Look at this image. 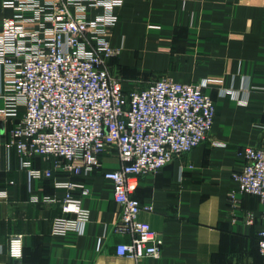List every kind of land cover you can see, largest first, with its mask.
<instances>
[{"label":"crops","instance_id":"crops-1","mask_svg":"<svg viewBox=\"0 0 264 264\" xmlns=\"http://www.w3.org/2000/svg\"><path fill=\"white\" fill-rule=\"evenodd\" d=\"M116 13L110 41L118 53L109 69L124 91L160 78L210 79L204 90L215 102L205 141L142 175L134 192L150 206L138 218L162 236L160 256L135 261L115 252L130 236L114 230L120 206L102 176L119 166L114 150L100 156L101 168L78 176L53 170L52 158L33 156V168L53 171L28 184L6 146L12 122L23 113L19 106L16 117L0 116V264H264L256 239L264 204L239 192L232 179L243 164L239 149L264 146V0H124ZM11 14L0 0V18ZM65 180L88 189L81 197L88 219L80 233L60 235L51 232L60 203L41 197L53 196V182ZM15 233L22 234L20 258L6 253Z\"/></svg>","mask_w":264,"mask_h":264},{"label":"built area","instance_id":"built-area-1","mask_svg":"<svg viewBox=\"0 0 264 264\" xmlns=\"http://www.w3.org/2000/svg\"><path fill=\"white\" fill-rule=\"evenodd\" d=\"M123 1L1 0L12 14L0 18V116L16 117L23 107L6 146L15 151L29 185L51 178L53 170L86 175L102 167L103 153L115 151L119 166L104 169L102 176L120 206L114 230L130 236L115 252L138 261L159 257L163 244L162 236L138 218L141 209H150L134 194L139 179L205 141L215 102L204 90L210 79L181 83L160 78L123 90L120 77L109 69L110 57L118 53L111 31ZM238 153L243 164L232 172L238 191L256 195L264 204V146H243ZM33 156L52 158L53 170L33 168ZM53 186V196L41 197L60 203L51 232L80 233L88 219L81 197L88 189L71 180ZM247 222H252L251 214ZM256 239L264 253V209ZM6 253L22 256V234L8 237Z\"/></svg>","mask_w":264,"mask_h":264}]
</instances>
